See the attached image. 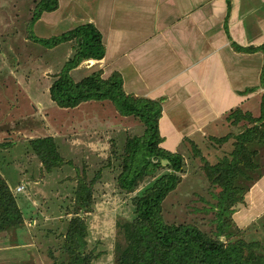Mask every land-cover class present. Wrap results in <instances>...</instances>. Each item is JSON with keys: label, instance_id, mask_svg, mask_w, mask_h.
<instances>
[{"label": "rangeland", "instance_id": "1", "mask_svg": "<svg viewBox=\"0 0 264 264\" xmlns=\"http://www.w3.org/2000/svg\"><path fill=\"white\" fill-rule=\"evenodd\" d=\"M32 9L31 0H0V170L14 185L25 187L15 193L23 211L22 231L0 232V264H194L189 246L158 248L135 213V198L158 183L168 169L158 168L155 175L145 176L132 192L118 187L119 154L126 138L141 135L144 125L118 115L109 102L61 109L50 100L48 87L65 61L66 44L46 48L28 37ZM44 14L53 19L52 12ZM43 18L42 14L31 31L42 38ZM51 33L57 35L55 29ZM71 42L67 51L73 49ZM235 131L229 133V142L216 144L213 160L229 155ZM44 135L54 137L65 160L51 171L28 146L29 139ZM7 140L12 144L2 145ZM250 147L258 149L261 168L264 140ZM201 149L204 154L211 151ZM187 155L179 183L164 204L172 219L209 231L214 209L210 212L203 205L212 200L209 184L199 173L201 159ZM251 184L247 181L245 187ZM234 226L231 223L230 229L235 232ZM261 226L255 231L241 229L236 237L258 242V251L264 254Z\"/></svg>", "mask_w": 264, "mask_h": 264}, {"label": "crops", "instance_id": "2", "mask_svg": "<svg viewBox=\"0 0 264 264\" xmlns=\"http://www.w3.org/2000/svg\"><path fill=\"white\" fill-rule=\"evenodd\" d=\"M57 2L49 11L53 19L42 13L43 38L51 37L54 29L60 35L91 23L104 47L100 59L83 60L69 71L73 80L96 71L104 79L117 72L126 94L159 100L163 149L185 154L194 145L212 147V138L230 135L234 129L236 135L249 126L243 116L259 115L264 93V0ZM70 43H62L63 60L73 51L71 47L67 51ZM231 112L236 118L229 116ZM261 169L231 214L239 229L255 231L262 225L264 230V165Z\"/></svg>", "mask_w": 264, "mask_h": 264}, {"label": "trees", "instance_id": "3", "mask_svg": "<svg viewBox=\"0 0 264 264\" xmlns=\"http://www.w3.org/2000/svg\"><path fill=\"white\" fill-rule=\"evenodd\" d=\"M31 2L33 9L28 34L31 40L42 42L46 48L66 41L74 42L71 55L54 72L47 93L50 100L61 109H75L87 102H92L94 105L109 102L118 115L136 118L144 125L141 135L126 138L122 152L119 154L121 170L117 176L118 187L126 192H132L145 176L155 175L158 168L168 169L166 174L159 178L158 183H154L151 188L135 198L134 205L138 221L151 231L157 247L171 251L176 247L189 246L194 264H264V254L258 251L260 244L236 237V233L242 231L238 227L234 226L235 232L230 229L231 223H234L231 214L235 206L243 202L244 193L250 186L245 187V183L247 181L252 183L263 173L258 150L250 147V144L254 142L258 145L264 140V93L261 95L259 115L243 116L250 124L234 136L230 142L231 149L228 156L213 160L216 153L215 144L229 142L231 140L229 135L212 138L211 151L208 149L205 154L201 147L202 152L195 145L187 148L185 153L195 155L202 161L199 165V173L201 171L200 174L209 184L207 191L212 198L203 205L207 210L214 209L213 228L205 231L195 223L172 219L173 213H169L164 203L168 194L179 183V174L184 172L186 156L178 152L172 153L159 146L160 101L126 94L117 72L104 79L100 76V71H96L74 81L69 74L71 69L83 60L100 59L103 56L104 47L99 31L93 24L84 23L60 35L48 38L35 36L31 32L32 25L43 12L55 10L58 2L57 0H31ZM235 48L244 51L254 49L238 46ZM263 80L264 64L261 73V81ZM232 113H229V116L233 115ZM232 117L236 118L234 115ZM11 144L12 142L7 140L2 145ZM28 146L46 171H51L65 163L51 135L31 138L28 140ZM161 160H166L167 163L162 164ZM15 187L14 181L8 180L6 172L0 170V232L22 231L23 211L17 204L15 193L19 192L15 191ZM85 190L90 192V188L86 185ZM194 210L191 208L190 213H194Z\"/></svg>", "mask_w": 264, "mask_h": 264}, {"label": "built area", "instance_id": "4", "mask_svg": "<svg viewBox=\"0 0 264 264\" xmlns=\"http://www.w3.org/2000/svg\"><path fill=\"white\" fill-rule=\"evenodd\" d=\"M24 190V185L23 184H19L15 187V191L20 192Z\"/></svg>", "mask_w": 264, "mask_h": 264}, {"label": "water", "instance_id": "5", "mask_svg": "<svg viewBox=\"0 0 264 264\" xmlns=\"http://www.w3.org/2000/svg\"><path fill=\"white\" fill-rule=\"evenodd\" d=\"M161 163H162V164H166L167 161H166V160H161Z\"/></svg>", "mask_w": 264, "mask_h": 264}]
</instances>
